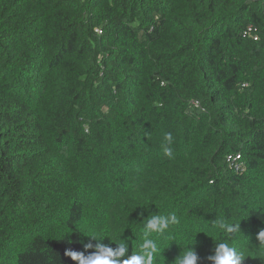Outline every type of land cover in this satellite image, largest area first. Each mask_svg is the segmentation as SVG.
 Wrapping results in <instances>:
<instances>
[{
    "label": "trees",
    "instance_id": "1",
    "mask_svg": "<svg viewBox=\"0 0 264 264\" xmlns=\"http://www.w3.org/2000/svg\"><path fill=\"white\" fill-rule=\"evenodd\" d=\"M173 211L153 264L225 240L264 264V0H0V264L135 254Z\"/></svg>",
    "mask_w": 264,
    "mask_h": 264
},
{
    "label": "clouds",
    "instance_id": "2",
    "mask_svg": "<svg viewBox=\"0 0 264 264\" xmlns=\"http://www.w3.org/2000/svg\"><path fill=\"white\" fill-rule=\"evenodd\" d=\"M87 130V128L85 129ZM173 136L170 132L164 133L160 143L162 155L165 158H174ZM147 210V208H145ZM180 223L177 214L169 212L167 215H161L158 212L151 213L143 220L142 238L138 245V251L135 254L128 255L129 245L121 239L115 248L111 244H105L97 241L84 245L85 252H76L67 250L66 256H70L72 261H78V264H153L160 249L153 236L159 237L168 232L171 228ZM218 232L228 236L239 229L238 225L230 224L224 219H216L212 223ZM256 239L258 246H264V230H261ZM198 257L195 249L191 246L183 254L175 259V264H198ZM210 264H243V254L225 240L215 244L214 254L208 258Z\"/></svg>",
    "mask_w": 264,
    "mask_h": 264
},
{
    "label": "built area",
    "instance_id": "3",
    "mask_svg": "<svg viewBox=\"0 0 264 264\" xmlns=\"http://www.w3.org/2000/svg\"><path fill=\"white\" fill-rule=\"evenodd\" d=\"M243 39H251L252 41L256 42L258 41V34L257 29L253 26H248L242 33ZM194 108H198L197 103H193ZM239 159V156H236L235 158L227 157L228 161L232 162V166L235 169H238L240 165L237 164V160ZM238 171V170H237Z\"/></svg>",
    "mask_w": 264,
    "mask_h": 264
}]
</instances>
